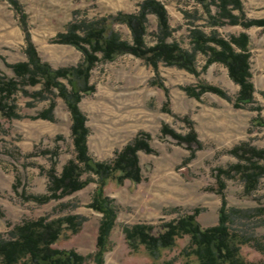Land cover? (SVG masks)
Instances as JSON below:
<instances>
[{"label": "rangeland", "instance_id": "374dc122", "mask_svg": "<svg viewBox=\"0 0 264 264\" xmlns=\"http://www.w3.org/2000/svg\"><path fill=\"white\" fill-rule=\"evenodd\" d=\"M141 1L14 0L16 7L10 0H0V75L13 77L8 65L26 60L27 40L40 59L52 68L77 65L82 61V53L71 45L56 43L57 34L67 31L70 25L81 27L117 12H135ZM160 1L171 28L169 41L190 50L191 24L209 33L207 17L194 0ZM240 2L242 20L264 18V0ZM210 9L214 13V7ZM233 13L240 14L237 10ZM146 28L144 41L150 46L157 31L153 14L147 16ZM113 29L123 39L130 40L125 25L115 23ZM213 29L224 39L239 33L247 35L250 80L254 88L251 105L233 107L237 84L230 80L220 63L203 68L205 56L199 53L195 57L196 74L163 63L154 70L129 54L111 61L99 60L90 71L89 82L94 90L78 104L88 128L89 155L96 161H108L140 132L149 135L148 143L153 150L137 152L142 174L139 183L125 180L117 184L108 180L104 187L116 215L104 264H184L180 253L188 242L187 237L177 239L174 246L162 249L153 258L143 246L136 250L129 248L123 228L147 224L156 232L163 223L195 209L199 210L196 219L202 227L215 225L221 203L215 191V169H224L238 161L231 154L236 146L246 144L264 149V28L222 25ZM58 80L70 89L67 80ZM199 83L220 88L227 98L211 92L196 98L183 89ZM40 88V84L27 85L14 94L19 118L8 119L0 114V236L5 237L14 224L26 219L77 215L82 222L80 229L76 233L64 230L52 247L72 249L87 257L94 251L101 217L88 206L96 187L95 176L81 190L58 200L38 204L26 198L46 191V171L53 161L59 174L62 165L74 156L66 105L55 90L43 93V98L35 97ZM50 104H54L51 120L29 117ZM164 125L182 135L191 128L200 145L193 144L189 150L163 135ZM224 182L227 209L264 205V177L249 194L244 193L243 182L237 176ZM228 224L231 229L264 243V225L255 224L253 219L230 217ZM240 253L249 264H264V252L250 244L241 246ZM85 264H90V260L86 259Z\"/></svg>", "mask_w": 264, "mask_h": 264}, {"label": "trees", "instance_id": "16d2710c", "mask_svg": "<svg viewBox=\"0 0 264 264\" xmlns=\"http://www.w3.org/2000/svg\"><path fill=\"white\" fill-rule=\"evenodd\" d=\"M194 1L201 5L210 31L206 33L199 26L191 24L188 30L190 50L168 40L171 28L163 3L160 0H142L135 12H117L81 27L70 25L67 31L57 34L54 38L56 43L71 45L82 53V61L77 65L54 69L40 59L32 43L27 40L24 48L26 60L8 65L13 77L0 75V114L3 117L19 118L14 94L23 86L37 84H40L41 88L35 97L43 98V93L55 90L70 114V137L74 156L62 165L59 174L54 170L53 161L52 166L46 171L48 177L46 191L26 198L29 197L38 204L58 200L81 190L92 181L90 177L95 176L96 187L88 206L101 215L95 248L87 257L72 249L52 247L64 230L76 233L80 229L82 222L79 216L64 215L52 219L40 216L14 224L5 237L0 236V264H85L86 259L90 260V264H104L103 256L110 247L109 235L116 217L114 208L105 196L104 187L108 180L117 184L125 180L139 183L142 174L137 152L152 153L153 150L148 143L149 135L140 132L108 161H96L89 155L88 128L78 104L84 95L94 90L89 82V75L99 60L111 61L117 56L129 54L142 59L154 70L159 63H163L196 74L195 57L199 53L205 56L203 68L211 63H220L226 68L230 80L237 84L238 90L233 107L244 108L252 104L254 88L250 80L247 35L239 33L224 39L213 28L222 25L264 28V18L242 20L240 0ZM10 2L17 5L14 0ZM211 6L215 9L214 13H211ZM234 10L240 14H234ZM149 14L156 18L157 31L154 43L147 46L144 36ZM115 23L127 27L130 40L123 39L113 29ZM60 78L67 80L70 89L58 80ZM183 89L188 95L196 98L205 92L227 98L223 90L210 84L199 83L196 86H184ZM53 107L54 104H50L46 109L29 117L51 120ZM161 133L179 144H184L189 150L193 144L197 147L200 145L191 128L182 135L164 125ZM231 154L238 159L236 163L224 169H215V191L221 197L215 225L202 227L196 219L199 210L195 209L163 223L156 232H153V226L147 224L126 226L123 232L129 248L136 250L138 246H143L151 257L156 258L162 249L171 248L177 239L187 237L188 242L180 253L184 264H249L240 253V247L246 244L264 252L263 242L252 235L231 229L228 224L229 218L235 217L250 218L255 224L264 225V205L244 210L227 209L224 199L225 179L237 176L243 182L245 194L255 189L259 180L264 177V164L261 163L264 161V149L243 144L234 147Z\"/></svg>", "mask_w": 264, "mask_h": 264}]
</instances>
